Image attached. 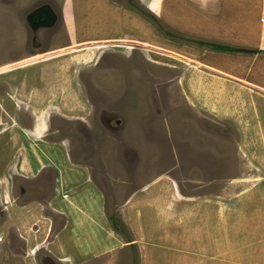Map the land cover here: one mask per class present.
Returning a JSON list of instances; mask_svg holds the SVG:
<instances>
[{
  "label": "rangeland",
  "instance_id": "374dc122",
  "mask_svg": "<svg viewBox=\"0 0 264 264\" xmlns=\"http://www.w3.org/2000/svg\"><path fill=\"white\" fill-rule=\"evenodd\" d=\"M114 1L145 19L137 11L139 0ZM44 5L56 14L55 24L32 27L28 16ZM89 9L84 4L76 9L75 0H0V69L20 64L0 74V136L4 135L0 149V264H63L44 243L48 230L55 233L64 222L48 200L52 172L31 166L34 142L44 148L59 141L70 159L91 173L97 191L106 199L112 228L110 217L121 225L126 240L132 234L118 205L134 192L149 198L139 203L141 209L147 202L154 213L158 210L165 215V208L173 209L180 226L187 227H169L168 239L161 242L165 247L146 259L141 253V264H168V252L186 256L192 250L216 251L220 221L228 242L237 236L236 252L243 264H264V184L256 182L261 181V174L236 152L240 136L235 128L209 110L214 106L208 102L218 104L219 95L201 88L202 72L194 69L189 55L179 54L175 45L170 48L171 42L192 43L164 34L170 43L158 47L148 40L71 43L62 19L73 33L80 11ZM91 28L95 34L105 26L100 22ZM223 92V100L231 97L232 102H249L248 97ZM243 109L250 119L248 139L261 142L264 115L258 121L253 119L251 105ZM37 125V136L22 135L23 126L33 129ZM5 149L7 161L1 157ZM35 173L40 175L33 178ZM163 175L169 177L168 185L160 178ZM176 191L178 200L197 197L188 200L191 206L176 208L172 203ZM202 202L208 211L203 212ZM205 220L215 228H205ZM200 229L194 239L208 240L205 250L194 241L181 245L191 239L182 238L185 232L197 235ZM36 246L39 248L31 253ZM234 252V248L226 249L223 264H231ZM141 254L130 244L126 259L121 251L115 260L140 264Z\"/></svg>",
  "mask_w": 264,
  "mask_h": 264
},
{
  "label": "crops",
  "instance_id": "0c3cea01",
  "mask_svg": "<svg viewBox=\"0 0 264 264\" xmlns=\"http://www.w3.org/2000/svg\"><path fill=\"white\" fill-rule=\"evenodd\" d=\"M139 1L142 7L155 14L163 24L181 34L227 46L262 51L257 53H233L211 50L208 47L194 45V43H170L168 38L159 29L155 28L156 26L154 27L145 20L146 18L144 19L132 10L127 9L126 5L119 4L114 0H75L76 9H81L84 4L85 7L90 8V12L80 11L79 17L74 22L73 33H71L70 28L64 25L65 19H62V29L71 43L148 40L157 47L170 43L172 44L170 48L175 45V50L179 54L189 55L188 58L195 62L193 64L194 69L202 72L201 88L206 89L205 91L208 90L210 94L216 93L215 96L219 95L216 98L219 105L214 101L208 102V105L214 106L209 110H213L219 120L235 128L240 136L236 144V152L239 155H244L243 157H246L252 164L251 167L261 174V176L258 175L261 181L256 182L264 184V136L261 142L258 139L255 141L254 137L248 139L250 119L248 120L246 115L247 110L243 109L245 105H251L253 119L258 121H261V117L264 115V0ZM100 22L103 23L105 28L94 34L91 26H96ZM18 65L14 67H20ZM14 67L7 70L0 69V74L4 71L15 70ZM211 86H218V89L211 90ZM223 90H226L229 94L241 95L245 99L248 97L249 102L244 100L242 102L246 104L240 102L241 100L232 102L231 97H229V100H223L220 98V95L226 96ZM5 94L10 95L8 92H5ZM190 101L194 103V100L190 99ZM0 119H2L1 116ZM39 127L37 125V127L29 129L23 126L22 135L29 134L35 137L37 136L35 130H38ZM14 133L17 136L19 135L15 130ZM3 137L2 134L0 136V149H3ZM41 140L47 142L43 138ZM253 141L254 143H252ZM55 143L57 144L52 147L44 146V148H41L42 146L40 145V147L38 142H34L35 149L32 150L34 161L31 166L42 171L49 169L52 172L50 178L52 191L48 200L49 203L54 204L53 208L62 215L64 222L55 233H52L51 229L48 230L44 243H47L49 251L57 261L63 264H119V260H115L116 255L124 251V258L126 259V248L130 244H135L140 254L142 253L146 259V257H150L151 252H155L156 255V252L160 251L158 250L160 247H165L161 242L168 239L166 232L169 227L187 228L180 226V219L175 218L178 214L172 213L173 209L170 211L165 208V215L158 210H155L154 213L150 202L143 204V209H141L139 203H144L149 198H147V195L145 197L143 195L138 196V193L134 192L127 198L124 197L118 205L122 219L125 224L127 222L129 225L128 230L132 234L131 241L126 240L122 233L116 228H112L107 216L106 199L97 191V185L91 173L87 168L70 159L66 149L62 146L64 145L62 141ZM3 153L1 157L7 161L6 149ZM10 167L14 169L15 164L11 163ZM19 175L29 179L21 173ZM38 175L40 174L35 173L32 177L37 178ZM160 178L166 179L169 177L163 175ZM166 180H164L165 184L168 185L169 182ZM170 181L172 180L170 179ZM178 195L180 194L177 191L173 192L175 199L172 203L176 208H187L190 205L188 200L197 197L187 196L185 200H178ZM202 203L203 212L208 211V209L206 210V203ZM28 204L22 207H26ZM165 206L168 207V203ZM211 215L209 208L208 217H211ZM224 221L226 222L225 218ZM163 225L167 228H162ZM205 228L211 230L215 226L211 225L210 220H205ZM202 229L196 231L197 235H191L190 231L185 232L182 238L190 237L191 239L181 245H187L194 241L202 245L201 250H205L204 245L208 240L203 243V240L200 239L199 241L200 237L194 239V236H199ZM222 232L224 231L221 229L220 221V237L214 245L217 248L216 251L207 252L206 250L197 253V251L192 250L189 252L191 254L186 256L168 252L169 261L166 263L179 264L182 262L186 264L190 261L199 262L201 260L202 264H223V260H226V249L234 248V256L230 255L229 263L243 264L242 256H238L236 252L237 236L233 242H228L226 235H223ZM170 242L172 243V241ZM38 248L36 246L31 253H34ZM142 254L139 258L140 264L143 261ZM195 254H201L202 257L195 256ZM160 259L163 262L162 257ZM148 264L156 263L150 261Z\"/></svg>",
  "mask_w": 264,
  "mask_h": 264
},
{
  "label": "trees",
  "instance_id": "16d2710c",
  "mask_svg": "<svg viewBox=\"0 0 264 264\" xmlns=\"http://www.w3.org/2000/svg\"><path fill=\"white\" fill-rule=\"evenodd\" d=\"M137 11H138V13L142 14L145 18H147L149 21H151L160 30V32L162 34H164L165 36H167L168 38H171V39L178 38V39H181L182 41L186 40V41H188L190 43H194V44H197L199 46L208 47L211 50H215V51H224V52H233V53L234 52L257 53V52H261L262 51V50H259V49H254V50L253 49H245V48H239V47H234V46H227V45H223V44H218V43H215V42H209V41H205V40H202V39H197V38L186 36L184 34H181L180 32L178 34V33L174 32L172 29H165V27H164L165 24H163L157 18V16L155 14H153L147 8L141 6V7L137 8ZM110 219H111L113 225H115V228L119 232L124 234V230L121 227V225L115 219H113L112 217H110ZM128 241H131V239L128 240Z\"/></svg>",
  "mask_w": 264,
  "mask_h": 264
},
{
  "label": "water",
  "instance_id": "95a60500",
  "mask_svg": "<svg viewBox=\"0 0 264 264\" xmlns=\"http://www.w3.org/2000/svg\"><path fill=\"white\" fill-rule=\"evenodd\" d=\"M28 21L32 27L52 26L56 22V14L48 5H44L34 10L29 16Z\"/></svg>",
  "mask_w": 264,
  "mask_h": 264
}]
</instances>
